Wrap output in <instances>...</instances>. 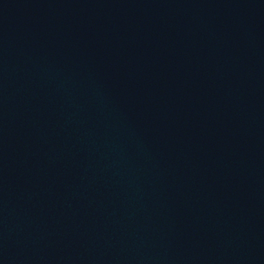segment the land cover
<instances>
[{
    "label": "water",
    "instance_id": "1",
    "mask_svg": "<svg viewBox=\"0 0 264 264\" xmlns=\"http://www.w3.org/2000/svg\"><path fill=\"white\" fill-rule=\"evenodd\" d=\"M0 264H264V0H0Z\"/></svg>",
    "mask_w": 264,
    "mask_h": 264
}]
</instances>
